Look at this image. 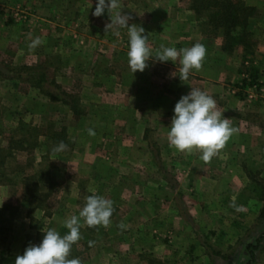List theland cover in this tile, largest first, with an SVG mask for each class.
Wrapping results in <instances>:
<instances>
[{"label":"rangeland","instance_id":"rangeland-1","mask_svg":"<svg viewBox=\"0 0 264 264\" xmlns=\"http://www.w3.org/2000/svg\"><path fill=\"white\" fill-rule=\"evenodd\" d=\"M190 2L118 0L153 57L161 46L205 47L200 69L181 81L172 77L179 58L150 59L133 73L128 29L106 31L110 17L92 14L96 0H0V264H15L49 229L65 235V220L93 194L113 212L108 226L80 219L68 257L79 264H264L263 75L240 74L256 55L222 50L219 31ZM262 5L249 23L254 47ZM191 88L212 96L234 129L225 146L237 147L216 163L199 166L198 150L167 146L174 106ZM62 128L67 147L57 152L52 135ZM30 178L40 201H23Z\"/></svg>","mask_w":264,"mask_h":264},{"label":"clouds","instance_id":"clouds-1","mask_svg":"<svg viewBox=\"0 0 264 264\" xmlns=\"http://www.w3.org/2000/svg\"><path fill=\"white\" fill-rule=\"evenodd\" d=\"M119 9L118 0H96L93 15L103 16L107 10L110 22L105 25V30L113 28L128 29V65L133 73L143 72L150 59L161 63L175 62L179 58L181 65L179 74L172 73V77L187 80L192 70H199L206 55L205 47L196 43L189 48L177 50L175 47L161 46V50L153 57L148 45V37L144 34V28H137L135 24H129L131 17ZM40 43L39 38L30 44L31 48ZM223 114L217 110L215 99L205 91L191 88L176 102L173 109V117L170 122L167 140L170 146L180 152H192L198 150L201 158L209 161L219 149L223 148L226 141L233 134L234 129ZM89 135H95L93 129H88ZM67 147L61 141L53 150L62 151ZM113 212V203L98 195L87 197L84 207L79 215H73L65 220L64 226L68 232L61 236L55 229L43 232L38 244H29L21 255L16 256L15 264H79L78 259H69L73 244L80 239V219L82 218L88 227L97 225L108 226ZM123 227V225H121Z\"/></svg>","mask_w":264,"mask_h":264},{"label":"trees","instance_id":"trees-1","mask_svg":"<svg viewBox=\"0 0 264 264\" xmlns=\"http://www.w3.org/2000/svg\"><path fill=\"white\" fill-rule=\"evenodd\" d=\"M189 9L194 11L197 16H200L204 12L207 14V23L215 31V34L219 31L222 37V50L227 52H232L237 46H242L243 55L245 57L252 55L254 43L252 40V33L249 29V23L251 18L256 14V8L251 5L245 4L241 0H190ZM217 35V34H216ZM245 61L246 58H245ZM245 70H240V74H248L251 80L257 79L255 69L250 66L244 67ZM250 72V74H249ZM46 82L45 74H41L38 78L37 87L41 88L42 83ZM67 104H70V109L73 112V115L79 116L82 112L79 110L77 104L72 100L66 101ZM32 130L38 131L37 127H33ZM65 129L62 128L59 132H55L52 135V139L56 142L63 141ZM36 136V135H35ZM23 143V141H19ZM64 142V141H63ZM21 143H17V151L24 150ZM66 142H64L65 144ZM20 146V147H19ZM11 151L13 150L10 147ZM26 149V148H25ZM14 151V150H13ZM29 184L24 185L25 190L23 193V201L29 202L36 200L39 196L38 184H33L32 179H27ZM48 183L58 184V182H52L51 180ZM30 184L33 185L30 187ZM50 185V186H51ZM37 201V200H36ZM40 201V200H39ZM35 207H40V204H36ZM30 213V210H29ZM262 218L264 219V207L261 212Z\"/></svg>","mask_w":264,"mask_h":264},{"label":"crops","instance_id":"crops-1","mask_svg":"<svg viewBox=\"0 0 264 264\" xmlns=\"http://www.w3.org/2000/svg\"><path fill=\"white\" fill-rule=\"evenodd\" d=\"M249 5H251V6H254L256 9H258L259 7H261V5H262V3L260 2V3H258V2H251ZM264 5V4H263ZM262 5V6H263ZM188 11L190 10V9H187ZM190 12V11H189ZM264 16V15H263ZM262 24H264V18H262ZM261 24V25H262ZM262 27H263V25H262ZM261 31L263 32L262 33V35L261 36H259L260 37V39H262L261 41H259V43H255L256 45H255V47L253 48V53H252V55L255 57V55H256V61H252L251 62V68L253 69H255V71L256 70H259L260 72H262L261 74L263 75L262 77H263V79H264V27L263 28H261ZM259 39V40H260ZM251 55V56H252ZM259 55V56H258ZM260 59V60H257V59ZM152 100V99H151ZM153 101V100H152ZM151 101V102H152ZM155 101V100H154ZM153 103V102H152ZM120 122L122 121V119L121 120H119ZM167 146L169 147V148H174V147H172V146H170L169 144H167ZM224 147H228V146H225V144H224V146H223V148H221V149H219L218 151H217V153L213 156V158L211 159V161H213V162H215L216 163V161H218V159H219V157L221 156V153H218V152H221L223 149H224ZM237 147V144H235V145H233V144H230L229 145V147L228 148H232V149H235ZM168 148V149H169ZM227 148V149H228ZM174 150H176L175 148H174ZM219 154V155H218ZM236 154V153H235ZM197 157V160H202V162H203V159L201 158V153L199 152L198 153V155L196 156ZM234 159H235V156H234ZM229 162H233L232 160L231 161H229ZM201 165H205V163L203 162V163H200L199 162V166H201ZM216 165V164H215ZM229 165V164H228Z\"/></svg>","mask_w":264,"mask_h":264}]
</instances>
